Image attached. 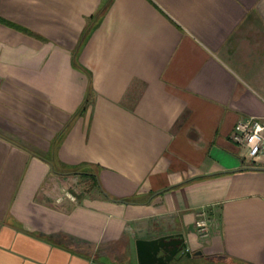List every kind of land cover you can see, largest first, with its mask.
<instances>
[{
  "label": "crops",
  "instance_id": "obj_1",
  "mask_svg": "<svg viewBox=\"0 0 264 264\" xmlns=\"http://www.w3.org/2000/svg\"><path fill=\"white\" fill-rule=\"evenodd\" d=\"M242 116L264 0H0V264H139L160 236L191 253L168 264H264Z\"/></svg>",
  "mask_w": 264,
  "mask_h": 264
},
{
  "label": "built area",
  "instance_id": "obj_2",
  "mask_svg": "<svg viewBox=\"0 0 264 264\" xmlns=\"http://www.w3.org/2000/svg\"><path fill=\"white\" fill-rule=\"evenodd\" d=\"M231 139L246 149V155L254 165H264V119L253 116H242L236 121ZM207 219L197 220L196 228L200 237L208 233Z\"/></svg>",
  "mask_w": 264,
  "mask_h": 264
},
{
  "label": "water",
  "instance_id": "obj_3",
  "mask_svg": "<svg viewBox=\"0 0 264 264\" xmlns=\"http://www.w3.org/2000/svg\"><path fill=\"white\" fill-rule=\"evenodd\" d=\"M135 244L139 264H168L177 257V254L191 255L190 252L184 251L185 243L174 237L138 239Z\"/></svg>",
  "mask_w": 264,
  "mask_h": 264
},
{
  "label": "rangeland",
  "instance_id": "obj_4",
  "mask_svg": "<svg viewBox=\"0 0 264 264\" xmlns=\"http://www.w3.org/2000/svg\"><path fill=\"white\" fill-rule=\"evenodd\" d=\"M180 259L183 261L180 264H211V263L205 262V261H203L197 257H192V258L181 257Z\"/></svg>",
  "mask_w": 264,
  "mask_h": 264
},
{
  "label": "flooded vegetation",
  "instance_id": "obj_5",
  "mask_svg": "<svg viewBox=\"0 0 264 264\" xmlns=\"http://www.w3.org/2000/svg\"><path fill=\"white\" fill-rule=\"evenodd\" d=\"M181 255H183V254H181Z\"/></svg>",
  "mask_w": 264,
  "mask_h": 264
},
{
  "label": "trees",
  "instance_id": "obj_6",
  "mask_svg": "<svg viewBox=\"0 0 264 264\" xmlns=\"http://www.w3.org/2000/svg\"><path fill=\"white\" fill-rule=\"evenodd\" d=\"M81 109H82V107H81Z\"/></svg>",
  "mask_w": 264,
  "mask_h": 264
}]
</instances>
